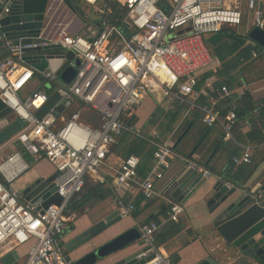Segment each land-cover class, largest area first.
Instances as JSON below:
<instances>
[{
	"label": "built area",
	"instance_id": "1",
	"mask_svg": "<svg viewBox=\"0 0 264 264\" xmlns=\"http://www.w3.org/2000/svg\"><path fill=\"white\" fill-rule=\"evenodd\" d=\"M12 1L5 2L4 12H10ZM82 1L100 12L109 2ZM112 1L127 10L126 26L101 19L95 24L92 36L82 33L88 21L73 12L65 0H47L37 33L13 38L0 23V48L6 52L0 59V99L21 124L0 144V156L5 148L17 144L34 160H53L56 163L53 181L62 197L61 204H50L47 208L27 200L24 193L11 185L28 168L22 152L13 150L1 158L0 264H5L3 258L9 252L22 246H28L23 264H74L63 241L64 231L76 217L75 212H68V204L89 182L110 184L116 193L117 208L124 217L132 213L134 205L124 202L123 192H134L138 186L147 199L153 198L157 193L155 179L164 177L174 156L171 142H155L154 165L141 180L138 155H128L117 167L109 163L112 145L124 131L141 135V128L130 123L134 110L149 94L159 102L165 98L196 100L200 96L202 90L195 89L199 76L216 68V60L205 42L209 34L218 32L224 25L244 28L247 32L248 27L264 29V0ZM17 13L23 18L28 14L23 8ZM250 14L249 23L246 16ZM188 27L191 29L186 30ZM180 30L185 31L178 34ZM38 49L46 57L61 59L58 68L65 62L76 67L72 81L63 82L56 73L58 68L35 67L27 56ZM257 55L253 52L254 57ZM54 91L59 92L60 100L39 118L36 112ZM231 94V88L223 84L211 97V105L200 106L204 124L208 127L219 124L226 142L234 140L232 128L237 116L234 110H229L223 117L217 104ZM75 103L86 111L71 109ZM60 105L64 106L61 112L57 110ZM195 106L191 102V107ZM88 109L97 117L89 114ZM233 161L250 163L251 147L245 146ZM188 166L200 170L206 178L212 174L190 159ZM260 198L258 195L257 200ZM183 212L182 203H172L170 220H180ZM139 229L148 246L144 255L154 254L149 264H175L166 248L156 241L159 223H141Z\"/></svg>",
	"mask_w": 264,
	"mask_h": 264
},
{
	"label": "crops",
	"instance_id": "2",
	"mask_svg": "<svg viewBox=\"0 0 264 264\" xmlns=\"http://www.w3.org/2000/svg\"><path fill=\"white\" fill-rule=\"evenodd\" d=\"M87 15L90 19L89 13H87ZM97 23L98 22H96L95 19H90L87 23L85 22L82 33L86 36H92L93 30H95V24ZM247 29H250V27ZM5 56V50L0 48V59ZM240 73L243 78L239 85L230 87L232 90L231 96L226 101H219L217 108L221 113L223 112L226 115L229 110H234L233 108L240 101L248 103L251 100L253 105L245 114L244 118L237 122V133L241 132V134L246 136L254 126H260L263 124V121L260 119L261 107L255 102L264 98V48L256 57L252 56V61L247 63ZM218 88L217 79L212 76L202 89V93L206 97V103L203 105H211L210 99L214 96ZM244 91H249L251 96L249 98H244L243 100L242 94ZM157 105V97L152 94L147 95L141 102L140 106L137 107L132 114V121L134 124L138 128L146 126L148 119L156 109ZM0 124V135H3L14 129L17 120L14 115L10 114L4 118ZM190 126L187 127L178 139H173L172 133H168L164 135L166 136L165 140L171 142L173 146V144L184 137L190 129ZM205 129L206 126L201 121L192 128L182 144V148L186 149V151L191 150L190 153L187 156H184L176 150L174 151V156L169 160V167L165 169L164 177L155 179L157 189L156 195L151 199L139 201V213L136 216L131 213L129 216L124 217L123 220L117 223L113 228L97 236L90 243L81 246L73 253H70L71 258L76 260L87 252L93 250L95 247L103 244L109 238L116 236L134 225H139L148 220H154L155 218L161 223H164L166 219L170 220V205L179 201L170 195L172 192V190H169L170 187L165 189V186L168 185L178 174V171L182 166L181 157L184 156L190 160H198L201 158L200 154L197 152L198 145H195L194 141L199 137L200 140L206 137L207 131ZM218 131L217 127H214L209 134V142L220 140L219 136H221V134L219 135ZM243 135H241V137L246 138ZM244 146L245 145H243V147ZM246 146L251 147V164L258 162V165L243 187L244 189H249L258 181L259 176L264 173V141L260 144L249 143V145ZM13 150L21 151L24 159L28 163V168L11 182L12 187L18 189L22 193L38 179H47L56 173V163L53 160L49 158L34 160L32 156L24 152L22 147L17 144L5 148L1 153L0 161L1 158H4L7 153ZM216 150L212 153L207 162H200L199 164L205 168L208 166L218 172H225L222 170H224L228 156L226 153L216 152ZM121 160V156L111 154L109 163L117 167ZM149 164H151V162ZM0 175L3 176L2 174ZM140 177L141 176H139L140 180L143 179ZM218 179H221L219 175L212 171L211 176L207 177L206 181L195 192H193L184 203H182L184 206V212L182 213L180 220L183 222L184 227L177 235L169 239L167 242L162 243V245L166 248L168 253L175 258V264H197L199 261L207 257H213L221 264H262L263 259L259 260L256 256L242 254L237 248H230L223 236L217 231L214 220L216 216H218L219 209L213 210V205L209 204L206 198L209 190L215 185ZM136 188L137 189L134 192H123V200L126 198H130V201L132 202L134 200H139L141 192L138 186H136ZM115 195L116 193L110 184L101 185L89 182L82 194L79 195L70 205L71 208L69 212H75L76 217L69 223L64 231V244L89 228L107 212L117 208ZM136 248L137 244H133L109 259L111 260L117 255L129 254ZM18 251L21 254V258H24L28 251V246H22L18 248ZM98 264L106 263L103 261Z\"/></svg>",
	"mask_w": 264,
	"mask_h": 264
},
{
	"label": "water",
	"instance_id": "3",
	"mask_svg": "<svg viewBox=\"0 0 264 264\" xmlns=\"http://www.w3.org/2000/svg\"><path fill=\"white\" fill-rule=\"evenodd\" d=\"M7 1L0 0V23L4 31L14 38L26 33H37L40 30L47 0H14L12 1L9 13L3 11L5 2ZM76 1L65 0L73 12H76ZM20 8H23L28 13L24 18L17 13ZM23 19L26 21L20 23ZM190 29L191 27H188L186 30ZM184 31L180 30L178 34ZM247 33L252 41L264 48V29L252 27ZM69 55L72 56L73 54L69 53ZM27 59L31 60L34 66L40 70H43L47 65L56 70L61 63V59L46 57L42 49L31 51ZM76 63H79L78 59ZM76 72L77 68L67 66V62L56 70L60 79L65 83H70ZM60 98L61 96L58 91L52 92L47 103L36 112V115L39 118L43 117ZM57 110L59 112L63 111L64 106H58ZM10 114H12L11 108L0 99V122ZM132 120L133 118L130 123H134ZM3 140L4 138L0 135V144H2ZM178 143L179 140L172 147L175 148ZM188 159L186 157L182 160V166L178 174L169 182V186H165V189L170 187L169 190H172V192L170 191V195L181 203H184L206 181V177L203 176L200 170L188 166ZM55 175L47 179L40 178L33 182L23 191L26 199L43 208H47L50 204H61L62 197L57 193V186L53 181ZM87 186L88 184L85 185L84 190ZM82 192L72 197L68 206ZM207 195L206 200L209 204L213 205L212 209H219L218 216H216L214 222L217 231L226 240L228 246L230 248H237L244 255L256 256L259 260L264 259V173L259 176L258 181L249 189L231 185L222 179H218ZM258 195H261L259 200H257ZM123 218L124 216L118 208L107 212L89 228L64 244L69 257H71L70 253H73L81 246L90 243L97 236L113 228ZM133 244H137V248L134 251L126 255H117L111 260L109 259ZM147 249L148 246L141 238L139 225H134L77 258L74 260V264H98L103 261L106 264H149L154 254L144 255ZM19 261L20 253L16 249L9 252L3 258L5 264H17ZM197 264L221 263L213 257H207Z\"/></svg>",
	"mask_w": 264,
	"mask_h": 264
},
{
	"label": "trees",
	"instance_id": "4",
	"mask_svg": "<svg viewBox=\"0 0 264 264\" xmlns=\"http://www.w3.org/2000/svg\"><path fill=\"white\" fill-rule=\"evenodd\" d=\"M83 5L84 2L82 0H77L75 2L76 13L89 22L90 19L88 18L87 12H85L82 8ZM126 12L127 10L125 7L119 2L109 0L106 4L105 10L100 13L102 15V20L105 19L111 24L126 26ZM205 42L211 49L216 60V68L215 70L203 72L199 76L198 83L195 86V89L197 90H202L206 82L212 76L216 77L219 88L223 84H226L229 87L239 85L243 78L240 72L244 69L247 63L252 61L253 52H257V54H259L263 50L261 46L249 38L245 29L230 25H224L218 32L206 36ZM216 93L214 95H216ZM242 96L244 100V98H249L251 95L249 91H244ZM191 102H194L197 106L191 107ZM204 103H206V97L202 92L196 100L188 98L186 101H182L180 99L165 98L161 102L158 101V105L148 119L146 126L141 128V135H138L133 131H124L119 136L118 142L112 145L111 154L121 156L122 159L130 154L138 155L140 157L138 175L141 176L140 178H145L148 176L154 163V152L157 149L155 142H164L166 137L164 135L168 133H172L173 139H178L187 127L191 125L190 129L179 141L177 146L173 148L174 151L176 150L184 156H187L191 150L186 151V149L182 148V144L186 140L192 128L195 127L199 121L204 124L202 120L204 111L200 107L203 106ZM255 103L259 104L261 107L260 119L263 121V124L260 126H254L246 136L241 134V132L237 133V122L244 118L245 114L253 105L251 100L248 103L240 101L233 108L237 116V120L232 128L234 140L229 142L224 141V131L219 124L212 127H208L204 124L206 126L205 130L207 131L206 137L202 140H200L199 137L194 141L195 145H198L197 152L200 154L201 158L193 161L197 164L200 162H207L216 149V152L226 153L228 159L226 161V165L224 166V170H222L225 172H218L208 166H206V168L210 172L213 171L217 173L223 181L241 188L244 187L252 175L254 169L258 165V162L255 164H251L252 162L238 164L233 161V157L240 156L244 151V147L249 145V143L260 144L264 141V98ZM87 111L88 113L90 112L89 114L93 113L89 109ZM221 115L223 117L225 116L223 112ZM20 127L21 124L17 122L13 130L7 134L1 135V137L4 139L8 138ZM214 127H217L219 130L218 134H221V136H219L220 140L209 142V134ZM241 135L246 138L241 137ZM243 145L245 146L243 147ZM150 162L151 164H149ZM139 198V200H134L133 202L130 201V198L124 199V202L126 203H133L134 209L132 214L135 216L139 213V201L147 199L142 193ZM70 208L71 207L69 206L68 212ZM150 221H155L160 224V229L156 234V241L158 244L167 242L169 239L177 235L184 227L181 220L172 221L166 219L164 223H161L157 218H155L154 220H148L146 222ZM172 259L175 262V258L173 256ZM262 264H264V259L262 260Z\"/></svg>",
	"mask_w": 264,
	"mask_h": 264
},
{
	"label": "rangeland",
	"instance_id": "5",
	"mask_svg": "<svg viewBox=\"0 0 264 264\" xmlns=\"http://www.w3.org/2000/svg\"><path fill=\"white\" fill-rule=\"evenodd\" d=\"M82 8L84 9V11L85 12H87V13H89V15H90V19H95V21L96 22H99L100 20H101V18H102V15H101V13H100V11L97 9V8H95V6H88V5H83L82 6ZM245 13H247V12H245ZM246 18H248L249 19V23H250V20H251V14H250V16H246ZM45 84L47 85V84H49V82L48 81H46L45 82ZM78 108H82V106L80 105V104H78V103H75L73 106H72V108L71 109H78ZM84 111H86V109L85 108H82ZM13 115V114H12ZM91 115H94L95 117H97V115L96 114H94V113H91ZM2 124V123H1ZM0 124V125H1ZM11 149V148H10ZM32 164V163H31ZM30 164V165H31ZM109 239H111V238H109ZM108 239V240H109ZM107 240V241H108ZM24 261H25V256H24V258L22 257L21 258V260L19 261V264H23L24 263Z\"/></svg>",
	"mask_w": 264,
	"mask_h": 264
}]
</instances>
